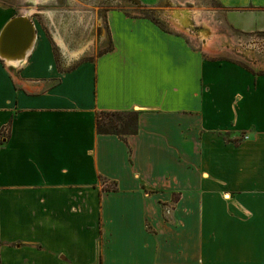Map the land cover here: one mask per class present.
I'll return each mask as SVG.
<instances>
[{
  "label": "crops",
  "instance_id": "0c3cea01",
  "mask_svg": "<svg viewBox=\"0 0 264 264\" xmlns=\"http://www.w3.org/2000/svg\"><path fill=\"white\" fill-rule=\"evenodd\" d=\"M218 2L228 28L264 32V0ZM30 7L0 3V35L35 28L0 55V264H264V72L219 56L206 24L200 49L121 9L110 47L62 68ZM125 110L137 133L97 132Z\"/></svg>",
  "mask_w": 264,
  "mask_h": 264
},
{
  "label": "rangeland",
  "instance_id": "374dc122",
  "mask_svg": "<svg viewBox=\"0 0 264 264\" xmlns=\"http://www.w3.org/2000/svg\"><path fill=\"white\" fill-rule=\"evenodd\" d=\"M0 3L17 9L31 6L38 11L34 14L36 24L57 41L56 54L62 68L107 50L111 45L107 12L121 9L133 17L147 15L162 28L181 32L197 41L200 49L203 47L201 39L208 38L206 29H202L206 24L219 44L215 49L219 56L264 72V32L241 34L228 28L223 24L218 0H162L151 5L141 0H0ZM178 9L189 15V27L172 17ZM243 137V133L237 136L238 139Z\"/></svg>",
  "mask_w": 264,
  "mask_h": 264
},
{
  "label": "trees",
  "instance_id": "16d2710c",
  "mask_svg": "<svg viewBox=\"0 0 264 264\" xmlns=\"http://www.w3.org/2000/svg\"><path fill=\"white\" fill-rule=\"evenodd\" d=\"M144 17L151 19L147 15ZM138 116L137 110L98 111L95 121L97 132L115 134L122 140H126L127 136L138 132Z\"/></svg>",
  "mask_w": 264,
  "mask_h": 264
},
{
  "label": "water",
  "instance_id": "95a60500",
  "mask_svg": "<svg viewBox=\"0 0 264 264\" xmlns=\"http://www.w3.org/2000/svg\"><path fill=\"white\" fill-rule=\"evenodd\" d=\"M26 25L28 24L31 27V31L28 28L22 27L19 23ZM21 30L23 33L22 38L20 39L17 33ZM17 38V48L13 51L11 50L12 42L10 38ZM35 37V28L33 23L25 16H16L12 18L2 30L0 35V55L5 58H14L16 56H21L32 44ZM19 39V40H18ZM14 42V41H13Z\"/></svg>",
  "mask_w": 264,
  "mask_h": 264
},
{
  "label": "bare ground",
  "instance_id": "6f19581e",
  "mask_svg": "<svg viewBox=\"0 0 264 264\" xmlns=\"http://www.w3.org/2000/svg\"><path fill=\"white\" fill-rule=\"evenodd\" d=\"M28 11V10H27ZM175 14H176V16L177 17H179L180 19L179 20H182L183 22H187V18H188V16L186 15V14H182V13H180L178 10H176L175 11ZM19 25L20 26H22V27H25V28H28L29 26H28V24H26V25H24V24H22V22H20L19 23ZM31 29V27H29V30ZM31 31V30H30ZM17 35L19 36V38L21 39L22 38V36H23V33L21 32V30H19V32L17 33ZM17 38L16 37H12V38H10V40H9V42L11 41L12 42V47H11V50H15L16 48H17V46H15V45H17L18 43H17ZM19 40V39H18ZM14 41V42H13Z\"/></svg>",
  "mask_w": 264,
  "mask_h": 264
}]
</instances>
